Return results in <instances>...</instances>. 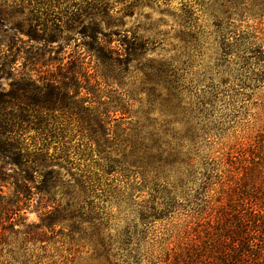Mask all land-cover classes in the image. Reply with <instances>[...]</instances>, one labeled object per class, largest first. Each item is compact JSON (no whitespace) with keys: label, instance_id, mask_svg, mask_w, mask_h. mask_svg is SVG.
I'll return each mask as SVG.
<instances>
[{"label":"trees","instance_id":"1","mask_svg":"<svg viewBox=\"0 0 264 264\" xmlns=\"http://www.w3.org/2000/svg\"><path fill=\"white\" fill-rule=\"evenodd\" d=\"M24 1L28 20L42 28L38 40L44 46L62 45L70 38L81 41L60 59L45 60L53 49L44 46L27 51L25 63L44 68L38 79L26 73L16 76L20 52L13 37L0 41V81L13 79L10 91L0 82V209L22 211L37 203L44 210L42 223L26 225L23 217L19 222L31 239H46L57 228L65 231L69 220L89 221L90 228L75 226L81 230L77 241L93 228L110 264L115 246L136 258L132 255L140 242H147L143 236L177 209L186 187L184 173L189 205L207 202L191 191L200 154L224 138L217 105L236 98L248 82L264 83V0H184L171 29L186 44L187 68L174 60L143 63L150 46L161 42L159 31L141 24L125 30V20L112 14L115 4L131 17L145 4L161 0ZM7 2L0 4V27L10 24L8 9L16 8ZM202 11L210 18L206 27L200 23ZM256 18L260 25L250 23ZM137 71L143 78L131 85ZM138 92L146 95L148 112L159 106L165 114L161 131L132 118ZM177 122L185 124L184 132L174 128ZM31 131L34 141L26 144L23 138ZM250 145L257 153L264 150L262 140ZM261 155L253 159L257 172L252 187L245 178L244 197L217 200L218 210L206 217L205 235L189 238L192 264H264V186H257L264 176L259 168L264 167V151ZM209 156L205 154L206 161ZM223 156L225 162L236 157L243 167L253 163L239 143ZM9 185L12 194L3 196ZM134 193L141 199L133 200ZM113 202L123 205L130 218L118 238L106 232ZM2 219L0 215V235L9 229ZM134 241L136 249H131Z\"/></svg>","mask_w":264,"mask_h":264},{"label":"rangeland","instance_id":"2","mask_svg":"<svg viewBox=\"0 0 264 264\" xmlns=\"http://www.w3.org/2000/svg\"><path fill=\"white\" fill-rule=\"evenodd\" d=\"M5 1H8L9 5H16V8L8 9L13 16L10 24L0 27V41L5 40L3 38L7 35L13 37L14 49L20 52L21 58L15 67V75L26 73L28 77L38 79L39 75H41L39 71H43L44 68H40L36 64L25 63L22 57L26 55L27 51L35 53L37 48L44 46V42L38 40L43 34L42 28H36L35 24H31L28 20L30 18L29 7L24 0H0V4ZM183 2L184 0H170L166 3L161 0L157 5L145 4L131 17L125 15L123 5L115 4L112 14L125 20V30H132L138 24L146 27L154 25L160 33L161 42L150 46L149 51L145 54L143 63H147L150 60L156 62L174 60L179 65H182L183 68H187L186 44L178 36L177 30L171 29L172 26H177L174 15L181 14ZM199 15L201 25L208 26L210 18L207 13L202 11ZM260 21L259 18H256L250 23L260 25ZM10 25H15L16 29L14 31L7 30ZM30 31H33L34 34ZM64 34H69L70 37H79L73 33ZM151 34L153 35L154 33ZM80 41L81 39L78 41V39L70 38L65 40L62 45L54 42L49 47L44 46V48L53 49L45 55V60L65 58L68 53L77 48L76 44ZM54 66L56 65L54 64ZM132 78L129 83L132 85V82H135L137 86L140 84L143 74L137 71L135 75H132ZM12 81L13 79L11 78H5L0 81L5 91L11 90ZM248 83L250 85H246L245 88L241 89L240 95L236 98L226 99L224 104L219 103L217 105L219 119L225 123L221 133L224 138L216 146H206L197 160L198 175L195 184L192 186L194 191L191 192L193 193L192 195L197 192L201 193L203 195L201 199H205L207 202L199 200V204L193 203L189 205L187 201V172L184 173L183 177L186 187L184 195L179 196L177 199V209L164 220L156 222L154 232L152 231L148 236H143L147 242H140L139 247L137 245L138 252L132 255L136 258H129L124 251H120L121 249L115 246L110 258L113 264H166L164 261L172 264H192L190 256L193 249L189 238H196L200 235L202 238L205 235L206 217L210 211L218 210V204L220 203L217 200L223 203L231 199L239 201L240 198L244 197L245 193L242 192L245 189V184L249 183V187H252L254 180L251 181V178H255L257 172V161L254 162L253 159L256 160L257 156H262L261 153L264 151L257 153L258 148L253 149V146L250 145V143L254 144L256 139L264 141V132L261 131L264 124V110L262 108L264 83ZM136 100L137 103L132 108V118L147 121L153 130L161 131L165 121V114L161 108L157 106L148 112L147 97L142 92L137 93ZM174 128L179 132H184L185 124L177 122ZM34 135L35 132L31 131L23 138L24 142L31 144L34 141L31 136ZM234 143H239L242 149H246L248 159L253 162L252 164L243 167L244 164L238 163L236 157L225 162L223 155L229 151L230 146ZM205 154H209L211 160L206 161L207 158H204ZM220 161L221 163L218 164ZM205 162H209V165L205 166ZM210 164L211 166H216L211 167ZM259 168L264 171V167ZM62 173L65 176L66 169H63ZM203 174H205V177L209 176V179L204 180ZM247 177L249 178L248 183H244ZM66 178L70 179V175H67ZM259 183L264 186V176L258 180L257 186ZM12 191L13 187L9 185L3 189L2 195L8 197L12 194ZM135 195L134 193L132 196L133 200L141 199H135ZM11 199L15 201L14 199L16 198L12 197ZM191 200H194V197H191ZM74 201L76 203L80 202L77 197ZM202 206H204L205 210L202 214L191 211L192 208L199 210ZM13 209L14 211L12 212L0 209L2 221H5V226L9 227L0 235V264H110L98 245L99 235L93 228L88 231V235L80 242L77 241L81 230L79 231L75 226L90 228L91 223L89 221L80 223V221L69 220L65 231H60V228H57L56 233L49 234L46 239L41 237L31 239L26 234V227L19 224L20 219L21 217L25 218L26 225L41 224L44 210L37 203L22 211H16V207H13ZM108 213H110L111 217L106 221H109L106 232L114 238H118L128 226L127 223L130 218L127 217L128 214L123 209V205L118 202L111 204ZM154 240H159L164 245L161 246L160 243H156ZM135 242L131 249H136ZM166 249L167 252H165ZM157 257L159 259H156ZM159 260L162 261L159 262Z\"/></svg>","mask_w":264,"mask_h":264}]
</instances>
